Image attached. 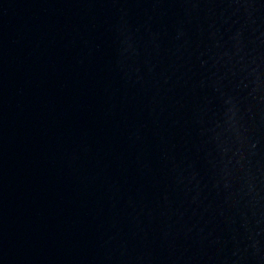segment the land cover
<instances>
[{
    "label": "water",
    "instance_id": "obj_1",
    "mask_svg": "<svg viewBox=\"0 0 264 264\" xmlns=\"http://www.w3.org/2000/svg\"><path fill=\"white\" fill-rule=\"evenodd\" d=\"M0 264H264V0H0Z\"/></svg>",
    "mask_w": 264,
    "mask_h": 264
}]
</instances>
